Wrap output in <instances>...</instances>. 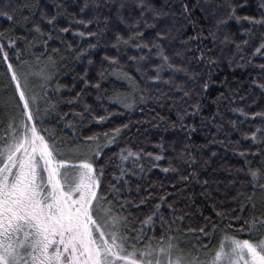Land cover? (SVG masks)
Returning <instances> with one entry per match:
<instances>
[{"label":"snow or ice","instance_id":"1","mask_svg":"<svg viewBox=\"0 0 264 264\" xmlns=\"http://www.w3.org/2000/svg\"><path fill=\"white\" fill-rule=\"evenodd\" d=\"M71 6L56 0L50 12L42 0H0V17L11 25L0 29L8 80L0 94V264H264V62L256 63L264 61V0L254 9L251 0H81L77 12ZM244 9L250 11L240 14ZM61 18L67 26L59 27ZM69 32L75 44L62 39ZM53 40L63 53L36 55ZM69 59L81 71L62 85L57 76ZM222 65L257 75L247 90L233 89L226 76L215 111L204 115ZM110 75L130 90L109 94L102 81ZM88 89L104 115L87 103ZM64 91L74 94L65 99ZM105 104L147 109L149 116L85 135L86 122L123 114ZM149 128L160 133L158 151L125 146L117 160L109 154L124 133L143 136ZM198 131L207 133L203 144L194 139ZM213 146L230 149L243 166L218 165L224 157ZM157 168L167 183L150 178ZM218 171L227 182L214 178Z\"/></svg>","mask_w":264,"mask_h":264},{"label":"trees","instance_id":"2","mask_svg":"<svg viewBox=\"0 0 264 264\" xmlns=\"http://www.w3.org/2000/svg\"><path fill=\"white\" fill-rule=\"evenodd\" d=\"M56 0H42V3H46L48 5V11H53V6L55 4ZM81 2V0H71L72 6L69 8L70 12H77L78 8H77V4H79ZM258 3V0H251V4H252V8L254 9L256 7ZM249 9H244L241 11L240 14H246L247 12H249ZM67 26L65 20L63 18L60 19L59 21V27H65ZM11 25L9 24V22L6 20V18H2L0 17V29H8L10 28ZM45 30H49L48 26L45 24L44 25ZM235 24L233 23V28L235 29ZM17 33L19 34H23V29L21 28H17ZM62 39H66L68 41H73V43L75 44L78 41V38L73 37L72 33L69 32L67 34H64V36L62 37ZM237 39H239V35L237 36ZM52 48H61V51L63 53V48L62 45L58 42V41H51L49 48L46 50L42 47H40L39 45L37 46L36 49H34L35 53L37 56H40L42 53L45 55L48 54H52L51 53V49ZM115 53L113 51H109L108 55H114ZM134 54V53H133ZM98 55L102 56L104 55L103 52H99ZM25 59H28L30 61V63L35 64V60L34 58L29 57L28 55H25L24 57ZM43 62V60L41 61V63ZM260 62H264V61H259L257 60L256 63H260ZM13 63H15V61H13ZM67 63L69 64V68L68 70H62L60 71L59 75L57 76V79L59 81L60 84L62 85H71L73 83V76L76 75V73L81 71V65L78 63H73L71 61V59H69L67 61ZM39 67L35 68L34 70H38ZM72 69H75V71H73ZM6 73V68L4 66L3 63H0V94H3L5 91V86L8 84V80H7V76L5 75ZM132 75L136 76V73L133 72ZM257 75V70H253L251 68H236L235 72L233 73L230 69L224 67L223 65L221 66V69L218 70L214 76L213 79L216 81V83H214L212 85L211 88V95L208 96V98L205 100V111H204V115H208L210 112H214L216 106L212 103V100L215 99L216 95L219 92L224 91V85H222L220 83V81H223L224 78L227 76L228 80L230 81V86L233 89H242V90H247L249 82H250V78L255 77ZM93 80H95V75H92ZM137 80H139V76H136ZM50 87L54 88L55 84L51 85ZM83 87V85L81 84H77V87L75 89V91H79L80 88ZM102 88L107 90L109 94H111V92L113 91V89L121 91V92H127L130 90L129 85L127 83V81L125 80H120L117 79L116 76H108L107 79H105L104 81H102ZM40 89V88H39ZM37 89V90H39ZM9 93H11V88H8ZM88 95L86 96V101L88 104L93 105L94 110L96 111L97 115H104V111L102 108H100L96 101H95V96L97 95V93L95 91H93L92 89H88ZM74 92H68V91H64L62 93L63 97L69 98L71 95H73ZM53 98L54 99H59V95L56 93H52ZM256 96L259 97V92L256 91ZM243 106V105H240ZM261 106H264V100L261 101ZM61 109L65 112L70 110L69 105L67 104H63L61 103L60 105ZM104 107L109 108L110 111H119L121 113H123L122 115H114L110 118V120H108L107 122H105L104 124H97L95 122H86V126L82 129V131L84 132L85 135H91L93 133H100L103 131H109L111 130L113 127L119 126L121 123H127L129 120L131 121H136V120H143V119H147L149 116V112L146 109L144 113H140L138 110L136 112H132L129 113L128 111H125L123 109H119L116 106H112L109 104H105ZM223 107V105H222ZM77 111L81 110L79 107H77L76 109ZM162 115L167 114L166 110L164 112H161ZM173 115V119L175 118L174 114ZM227 118L230 119H234V120H238V119H243V117H241L239 115V113H227ZM198 122V119H197ZM143 131V130H142ZM135 130L133 129L132 133H124L123 136L121 137V140L119 142V145H113L111 146V151H110V155H113V159L117 160L118 158L116 157V153L119 152L120 148H123L125 146L131 147L133 150H138L140 148H144L145 151H152V152H156L158 151V149H156L154 147V145L156 143H158L159 141V135L160 133H158L157 130L151 129L149 128L148 132L143 135V136H136L135 134ZM64 135H66V137L68 136L67 139H71V133L68 132L67 130H65ZM165 135V139L166 141H171L173 136L171 133L168 134H164ZM207 133L203 132V131H198L194 137V139L196 140V142L198 144H203L205 143V138H206ZM232 139L236 140L239 139V135L238 134H233L232 135ZM250 142H246V141H241V145L242 147H248ZM214 150H217L221 153V155L224 157V159L222 161H218V165L220 164H224L226 166H229L233 169L238 168V167H242V158L234 155L232 153V151L229 150H225L224 148H220L217 146H213ZM226 152V155H225ZM168 155H171V153H167ZM146 163V161H145ZM161 164V167H167V161H160L159 162ZM130 166V164L128 165ZM114 172V170H113ZM150 178L153 181H163L164 183H167L168 180L165 179V175L161 172V170L159 168L157 169H153L152 172L149 174ZM109 179H111V175L108 177ZM214 178L220 179V180H224L225 182H227L228 176L226 172L223 171H218L214 174ZM147 181H141V183H145L146 184ZM197 191H199V187L197 186ZM235 205H233L234 207ZM209 214V213H206ZM241 239L243 238H248L247 234H241L240 237ZM206 244H209V247H212L214 245V241L212 243H209V241H205Z\"/></svg>","mask_w":264,"mask_h":264},{"label":"rangeland","instance_id":"3","mask_svg":"<svg viewBox=\"0 0 264 264\" xmlns=\"http://www.w3.org/2000/svg\"><path fill=\"white\" fill-rule=\"evenodd\" d=\"M35 71H39V69L35 70ZM32 83H33V86L35 87L36 90L40 88L41 81L38 78H34ZM65 137H66V135H65ZM66 138H68V136Z\"/></svg>","mask_w":264,"mask_h":264}]
</instances>
